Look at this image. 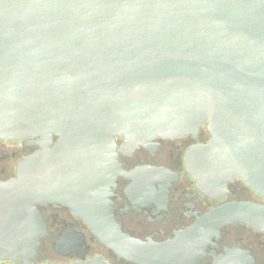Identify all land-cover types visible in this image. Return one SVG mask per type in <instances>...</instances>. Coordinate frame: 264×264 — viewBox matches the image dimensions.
Listing matches in <instances>:
<instances>
[{"label": "water", "instance_id": "1", "mask_svg": "<svg viewBox=\"0 0 264 264\" xmlns=\"http://www.w3.org/2000/svg\"><path fill=\"white\" fill-rule=\"evenodd\" d=\"M205 125L209 144L187 157L198 188L216 197L243 179L264 198V0H0V138L42 147L0 181V261L35 264L48 235L37 207L61 203L91 211L118 255L157 262L174 244L132 238L107 208L106 183L124 173L118 140ZM241 223L264 231V205L206 217Z\"/></svg>", "mask_w": 264, "mask_h": 264}, {"label": "flooded vegetation", "instance_id": "2", "mask_svg": "<svg viewBox=\"0 0 264 264\" xmlns=\"http://www.w3.org/2000/svg\"><path fill=\"white\" fill-rule=\"evenodd\" d=\"M211 137L205 125L197 135L158 137L135 148L124 146L123 137L118 140L124 173L115 185L106 183L105 201L125 234L145 243L174 244L173 251L161 254L153 264H264V231L242 223L220 230L206 224V217L225 203L264 205V198L243 179L230 182L228 191L216 197L198 188L187 157L193 149L209 144ZM39 150L37 139L0 138V181L17 179L21 164ZM37 208L48 235L41 241L35 264H142L100 241L88 222L94 217L91 211L85 216L78 205L61 203Z\"/></svg>", "mask_w": 264, "mask_h": 264}]
</instances>
